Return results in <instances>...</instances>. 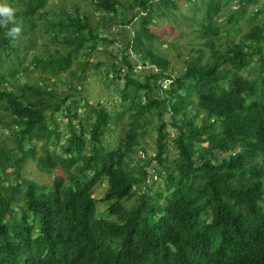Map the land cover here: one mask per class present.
Returning <instances> with one entry per match:
<instances>
[{
  "label": "trees",
  "instance_id": "16d2710c",
  "mask_svg": "<svg viewBox=\"0 0 264 264\" xmlns=\"http://www.w3.org/2000/svg\"><path fill=\"white\" fill-rule=\"evenodd\" d=\"M2 1L16 11L0 24V264H264V0H183L188 16L178 0H88L95 21ZM95 76L123 80L117 109L83 97Z\"/></svg>",
  "mask_w": 264,
  "mask_h": 264
},
{
  "label": "rangeland",
  "instance_id": "374dc122",
  "mask_svg": "<svg viewBox=\"0 0 264 264\" xmlns=\"http://www.w3.org/2000/svg\"><path fill=\"white\" fill-rule=\"evenodd\" d=\"M61 3L64 4L63 7L67 8V9H68V7H70L71 5L74 4L81 11L82 10L90 11L92 13V20L93 21H95L97 19L98 15H99L98 12H94V11L92 12V9H91V6L89 5L88 0H51V4H54V5L55 4H61ZM178 3H179V7H180V12H182L186 16L191 15L188 3H185V1H183V0H178ZM260 4L261 3L258 2L256 4V6H260ZM204 6L205 5H202V7H204ZM232 6H233V8H236L234 3H232L230 7H232ZM230 10H232V8ZM200 11L197 13V14H199L197 16V18H199V16H200ZM224 11H226V9ZM226 12H228V10ZM176 13H177V10H176ZM216 18H218V17H216ZM218 20L223 22L224 18H223V20H221V18L218 19ZM256 22H258V21L256 20ZM246 28H247V26L243 27L241 32H239L236 35L233 34V32H230L223 41L225 43H230L232 41L233 42H237L239 40V38L241 37L243 31ZM192 29H194V27L190 26L188 23H182V22L180 23L179 22L178 24H171L169 22L163 21L162 29H160L159 32L167 34L172 39H179L178 35L180 33H183V36H184L183 38H187L188 36H191V34H192L191 30ZM122 31L123 30H120V29L117 30V28L115 30H114V28H111V30H110V32L112 34H114V35H116L115 33H121ZM221 35H223V32L221 33ZM183 38L182 39L180 38L179 42H184L185 40L186 41L189 40V39H183ZM118 40H121V38L119 37ZM120 48H122L120 45L113 46V48H112L113 51H114L113 53H115V52L120 53ZM178 53H180L181 56L186 54V52H178ZM101 60H103V59L101 58ZM168 60L170 62V66H171V68H173L174 72L178 73V70L182 69L180 58L177 56V53L171 51L169 56H168ZM146 72L147 71H143L141 74H145ZM90 74H91V72H90ZM139 78H141V76ZM19 79H20V82H22V83L25 80V78H23L22 76H19ZM101 81L102 80L100 78L95 76L90 81L91 84L88 86V88H86V86H84L82 88V92L81 93H82L83 97H84V95L86 97H89L90 103H92L94 101V99L98 100V98L103 97V98H105L104 100L107 101V104L109 106H111L110 109H113V108L117 109V107H115L114 105H116L120 101L119 100V90L122 88L123 80L119 79V80H117L116 82H113V83H111V82L102 83ZM8 91H10V89H8ZM95 94H97V96L93 97ZM84 108H85V105L81 104L77 113L81 114L85 110ZM164 119H165V121H168L169 120L168 119V115H165ZM63 120L66 121V118L64 117ZM125 122H126V120H124V124H125ZM155 123H156V120H153L152 124H155ZM4 131L5 130H0V137L5 139L7 137V134ZM122 134H123V130H116L114 133H112L110 136H108L107 140H105V141L106 142L110 141L112 144H115L116 143V139L119 136H121ZM154 137H155L154 131L150 132L148 134L147 141L150 142V145L153 144ZM26 147H31V144L26 145ZM149 153H150V151H149ZM175 156H176V153H172V155H170L171 158H174ZM139 157L142 158V154L141 153H139ZM31 166L33 167L32 168V172H35L36 169H35L34 165L31 164ZM34 174L37 176L38 179H40L41 182H44L45 184H48L51 181V175H46L45 173H43L42 175H40L39 173H34ZM158 181H159V179L157 178L154 182L157 183ZM148 183L151 184L150 181ZM105 186H106L105 184H102L101 186L96 187L95 196L97 197V199L102 198V195H103L104 190H105ZM132 203H133V201H128V202H126V205H130ZM97 208H98L99 211H102L103 213L106 212V210H105L106 206L103 203H101V202L97 203ZM35 229L37 231L36 226L33 228V232L35 231Z\"/></svg>",
  "mask_w": 264,
  "mask_h": 264
},
{
  "label": "clouds",
  "instance_id": "9594fccd",
  "mask_svg": "<svg viewBox=\"0 0 264 264\" xmlns=\"http://www.w3.org/2000/svg\"><path fill=\"white\" fill-rule=\"evenodd\" d=\"M15 9L9 5L6 4H0V18H3L2 20H0V24H8V23H13L15 24ZM21 33V27L19 26H15L13 28H11L9 30V32L7 33L8 36L12 37L13 39H15L16 37H18ZM147 173H149V178L150 180H156L153 178V176L155 175V173H153L152 169H148ZM156 176V175H155Z\"/></svg>",
  "mask_w": 264,
  "mask_h": 264
},
{
  "label": "built area",
  "instance_id": "2783aa9c",
  "mask_svg": "<svg viewBox=\"0 0 264 264\" xmlns=\"http://www.w3.org/2000/svg\"><path fill=\"white\" fill-rule=\"evenodd\" d=\"M153 178L156 179V176L154 175Z\"/></svg>",
  "mask_w": 264,
  "mask_h": 264
}]
</instances>
